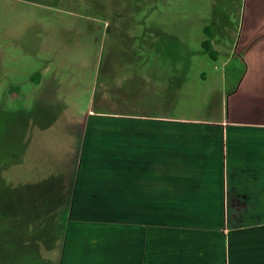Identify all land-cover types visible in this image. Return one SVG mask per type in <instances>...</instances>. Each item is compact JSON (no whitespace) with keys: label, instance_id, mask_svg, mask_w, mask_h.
<instances>
[{"label":"rangeland","instance_id":"obj_1","mask_svg":"<svg viewBox=\"0 0 264 264\" xmlns=\"http://www.w3.org/2000/svg\"><path fill=\"white\" fill-rule=\"evenodd\" d=\"M249 1L0 0V264L57 261L60 190L93 112L227 114Z\"/></svg>","mask_w":264,"mask_h":264},{"label":"crops","instance_id":"obj_2","mask_svg":"<svg viewBox=\"0 0 264 264\" xmlns=\"http://www.w3.org/2000/svg\"><path fill=\"white\" fill-rule=\"evenodd\" d=\"M246 10L226 115L80 124L54 264H264V0Z\"/></svg>","mask_w":264,"mask_h":264},{"label":"trees","instance_id":"obj_3","mask_svg":"<svg viewBox=\"0 0 264 264\" xmlns=\"http://www.w3.org/2000/svg\"><path fill=\"white\" fill-rule=\"evenodd\" d=\"M207 33L209 34L210 31L207 30ZM202 46H203V49L206 50L211 56L216 55V51L214 49H212V47H211V42H210L209 38H207L203 41ZM91 118H95V116H92ZM56 225L58 226V228H57V233H58V229H59L60 225L58 223H56Z\"/></svg>","mask_w":264,"mask_h":264}]
</instances>
